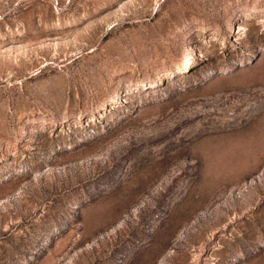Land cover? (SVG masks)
Here are the masks:
<instances>
[{
  "label": "rangeland",
  "instance_id": "rangeland-1",
  "mask_svg": "<svg viewBox=\"0 0 264 264\" xmlns=\"http://www.w3.org/2000/svg\"><path fill=\"white\" fill-rule=\"evenodd\" d=\"M0 264H264V0H0Z\"/></svg>",
  "mask_w": 264,
  "mask_h": 264
}]
</instances>
